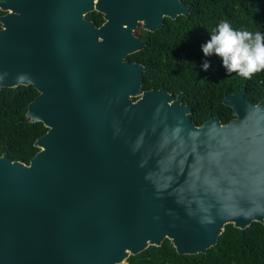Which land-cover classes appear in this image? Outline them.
Masks as SVG:
<instances>
[{"label": "water", "instance_id": "1", "mask_svg": "<svg viewBox=\"0 0 264 264\" xmlns=\"http://www.w3.org/2000/svg\"><path fill=\"white\" fill-rule=\"evenodd\" d=\"M0 91L34 86L48 131L27 165L0 156V264H120L169 239L206 254L227 224H264V99L225 94L201 126L144 89L136 36L188 16L182 0H0ZM97 11V27L86 15ZM129 264V263H128Z\"/></svg>", "mask_w": 264, "mask_h": 264}, {"label": "trees", "instance_id": "2", "mask_svg": "<svg viewBox=\"0 0 264 264\" xmlns=\"http://www.w3.org/2000/svg\"><path fill=\"white\" fill-rule=\"evenodd\" d=\"M190 6L188 16L166 19L164 26L150 33L141 30L146 48L129 55L127 60L144 66V89H165L177 97L185 93L183 103L192 109L190 118L197 126L214 117L227 124L233 111L223 103L225 94L246 89V98L253 104L264 99V71L251 79L229 74L215 55L205 57L202 45L213 29L227 20L236 30L264 33V0H182ZM5 12L0 10V17ZM92 19L99 25L102 15ZM0 22V30H1ZM204 62L210 67L203 70ZM39 92L34 86L6 88L0 91V156L29 164L39 152L34 146L48 128L32 123L26 116L28 105ZM129 264H264V224L252 223L246 229L227 224L217 245L206 254L180 255L169 239L160 247L151 246L130 256Z\"/></svg>", "mask_w": 264, "mask_h": 264}, {"label": "clouds", "instance_id": "3", "mask_svg": "<svg viewBox=\"0 0 264 264\" xmlns=\"http://www.w3.org/2000/svg\"><path fill=\"white\" fill-rule=\"evenodd\" d=\"M205 57L212 55L221 59L229 74L251 79L254 74L264 71V33L260 31L236 30L227 20H222L202 45ZM210 67L204 62L203 70Z\"/></svg>", "mask_w": 264, "mask_h": 264}, {"label": "flooded vegetation", "instance_id": "4", "mask_svg": "<svg viewBox=\"0 0 264 264\" xmlns=\"http://www.w3.org/2000/svg\"><path fill=\"white\" fill-rule=\"evenodd\" d=\"M95 12H97V11H93V12L87 14V15H86V19H87L88 21H91V22L95 23V25H96L97 27H101V26L105 23L104 16H103V14L97 12V13H99L100 15H102V20H103L102 23L98 25V24L92 19L93 17H90V15H93V13H95ZM139 27H141V28H140V32H141V30L146 31V30H144V29L142 28V26H139ZM139 27H138V28H139ZM140 32H139V34L136 35V36H138L141 40H143V39L141 38V36H139V35H140ZM143 41H144V40H143Z\"/></svg>", "mask_w": 264, "mask_h": 264}, {"label": "rangeland", "instance_id": "5", "mask_svg": "<svg viewBox=\"0 0 264 264\" xmlns=\"http://www.w3.org/2000/svg\"><path fill=\"white\" fill-rule=\"evenodd\" d=\"M140 28H141V27H139V28L136 29V31H135V34H136V35L139 34V32H140ZM120 264H128V261H127V260H124V261H123L122 263H120Z\"/></svg>", "mask_w": 264, "mask_h": 264}]
</instances>
